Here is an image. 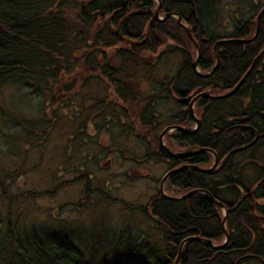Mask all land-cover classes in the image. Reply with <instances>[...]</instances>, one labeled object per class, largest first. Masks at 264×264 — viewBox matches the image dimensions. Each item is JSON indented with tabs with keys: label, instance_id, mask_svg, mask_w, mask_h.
<instances>
[{
	"label": "trees",
	"instance_id": "trees-1",
	"mask_svg": "<svg viewBox=\"0 0 264 264\" xmlns=\"http://www.w3.org/2000/svg\"><path fill=\"white\" fill-rule=\"evenodd\" d=\"M159 3V15L176 12L189 28L199 49L200 73L193 68L196 47L177 19L151 21L156 0H0V88L15 81L36 92L60 93L71 89L73 84H66L64 79L73 73L80 80L106 79L114 89L112 93L127 101L131 100L128 94L132 93V87H137L135 73L139 68L154 73L160 51L172 48L181 52L183 59L174 76L167 75V84L163 85L167 94L178 97L175 100L180 109L175 124L191 130L195 120L187 108L182 110L184 104L179 98L186 93L220 95L232 90L264 48V13L256 38L241 43L229 40L251 38L259 12L240 20L229 36L219 37L211 28V0L207 3L209 16L200 0H159ZM149 23V34L144 40ZM220 40L226 41L216 46L218 66L207 75L215 66L213 47ZM122 43L126 48L120 46ZM75 52L85 58L80 66L73 63ZM161 86H154V91ZM152 100L151 97L142 100L143 111L137 118V129L143 132L148 129L149 134L155 122L150 115ZM0 113L4 112L0 109ZM194 113L201 119L200 127L192 133L174 131L167 137V147L179 154L202 148L211 150L217 157L215 167L207 170L214 160L207 151L178 158L169 156L158 145L156 151L147 152L146 158L154 154L157 161H167L168 170L189 166L166 179L164 190L168 197L158 193L148 205V214L161 229L163 248L148 249L144 262L133 259L134 247L127 252L126 259L103 258L100 264H174L185 239L196 237L220 246L225 240V230L228 240L219 248L194 239L186 241L178 264L264 263V205L260 204L264 201V168L252 181L253 185L248 186L238 176L235 162L236 156L264 144V55L236 93L224 99L199 98ZM192 190H206L224 205L225 229L221 225L222 208L207 195L195 193L171 199ZM30 233L18 238L9 234L6 244L0 243V264H72L60 252L63 247H57L58 243L52 240L43 243L35 232ZM94 260L93 257L90 264Z\"/></svg>",
	"mask_w": 264,
	"mask_h": 264
},
{
	"label": "rangeland",
	"instance_id": "rangeland-1",
	"mask_svg": "<svg viewBox=\"0 0 264 264\" xmlns=\"http://www.w3.org/2000/svg\"><path fill=\"white\" fill-rule=\"evenodd\" d=\"M200 3L209 16V0ZM211 5L213 33L227 37L240 20L257 14L264 0H211ZM74 54L73 63L80 66L85 58ZM182 59L181 52L166 48L155 60L154 73L139 68L132 87L138 101L132 104H121L106 79L80 80L73 73L64 79L71 89L60 93L36 92L15 81L1 86L0 109L7 114L0 113L1 244L9 234L35 232L43 243L52 240L63 247L60 252L72 264H90L93 257L97 264L103 258L126 259L134 247L133 259L144 262L148 249L163 248L148 205L169 164L146 155L157 150L163 129L178 121L180 106L165 85ZM160 84L163 88L154 91ZM150 97L155 122L149 134L135 122L142 100ZM242 101L245 106L247 99ZM173 133L163 136L166 147ZM235 162L238 176L252 186L264 168V144ZM164 189L165 183L167 194Z\"/></svg>",
	"mask_w": 264,
	"mask_h": 264
},
{
	"label": "water",
	"instance_id": "water-1",
	"mask_svg": "<svg viewBox=\"0 0 264 264\" xmlns=\"http://www.w3.org/2000/svg\"><path fill=\"white\" fill-rule=\"evenodd\" d=\"M157 3H158V6H157V8H156V9L153 11V13H152V20H151V21H156V22H157V21H163V20H165V19H167V18H169V17H175V18L177 19V23H178L179 25H182V26L185 28V31H186V33L188 34V37L194 42V44H195V46H196V48H197V52H196V60H195L194 63H193V68H194V70L196 71V68H197V62H198V57H199V49H198V46H197L196 42H195V41L193 40V38H192V35H191V32H190L189 28L186 27V26L184 25V23L182 22V17H181L178 13H176V12H174V13H167V14H165L164 18H159V9H160L159 0H157ZM263 13H264V8L258 13V15H257V17H256V20H257L256 29H255L254 35H253L251 38H249V39H231V40H229V41H233V42H241V43H247V42H251V41H253V40L256 38L257 34H258V31H259V21H260L261 15H262ZM150 25H151V23H149L148 26H147V28H146V33H145V38H144V40H146L147 37H148ZM117 34H118V30H117ZM123 40H124L125 42L130 43V44H136V43H134L133 41L128 40V39H125V38H123ZM224 41H226V40H220V41H218V42L214 45L213 49H214L215 53H216V46H217L219 43L224 42ZM263 55H264V48H263V49H262V50L256 55V57L252 60L249 69L245 72V74L242 76V78L239 80V82L236 84V86H235L232 90H230L229 92H226V93H224V94H220V95H210V94H208V93H206V92L198 93V94L192 99V101H191V103H190V111H191V113H192V114L194 113V111H193V104H194V102H195L196 99H199V98H207V99H213V100H215V99H224V98L230 97L231 95H233L234 93H236V92L238 91V89L241 87V85L243 84V82L245 81V79L248 77V75L253 71V69L255 68V66H256L258 60H259ZM218 63H219V59H218V55H217V53H216V63H215L214 68L210 71V73H212V72L217 68ZM210 73H209V74H210ZM209 74H207V75H209ZM193 118L195 119V122H196V125H197L195 129H197V128L199 127V125H200V120H199V119H196L195 116H193ZM174 130L181 131V132H186V133H192V132L195 131V130H193V131H188V130H186L185 128L179 126V125H171V126H167L166 128H164L163 131H162V132L160 133V135H159V145H160V147H161L164 151H166V153H167L169 156H171V157H178V158H185V157H190V156H193V155H195V154L202 153V152H205V151H207V152H209V153H212L211 150L204 149V148L199 149V150H196V151H193V152L184 153V154H179V153H174V152H172L168 147H166V146L162 143V138H163V136H164L166 133H168V132H170V131H174ZM212 154H213V153H212ZM213 156H214V162H213V165H212L210 168H208L207 170H211V169H213V168L215 167V165H216L217 157H216V155H214V154H213ZM184 168H189V166H182V167H179V168H174V169L168 170V171L163 175V177L161 178V180H160V182H159V193H160L162 196L168 197V196L163 192V184L165 183L166 179H167L170 175H172V174H174V173H176V172H178L179 170L184 169ZM193 168H194V167H193ZM207 170H202V171H207ZM195 193H202V194L207 195V196H208V197H209V198H210V199H211V200H212L217 206H219L220 208H222V210H223V218H222V220H221V225H222L223 228H224V225H225V217H226V215H227V210H226V208L224 207V205H223L221 202H219L218 200H216V199H215V198H214V197H213L208 191H206V190H192V191H190V192L184 194L183 196L171 197V199L179 200V199L185 198V197L190 196V195L195 194ZM224 229H225V228H224ZM190 239H194V240H196V241L205 242V243H207V245H209V246L212 247V248H219V247H221L222 245H224V244L227 242V240H228V235H227L226 230H225V240H224V242H223L220 246H214V245H212V243H211L209 240H202V239H199V238H196V237L185 239V240L180 244V246H179V250H178L177 258H176L174 264H178V259H179V257H180V253H181V249H182V247H183V244H184L186 241L190 240Z\"/></svg>",
	"mask_w": 264,
	"mask_h": 264
},
{
	"label": "flooded vegetation",
	"instance_id": "flooded-vegetation-1",
	"mask_svg": "<svg viewBox=\"0 0 264 264\" xmlns=\"http://www.w3.org/2000/svg\"><path fill=\"white\" fill-rule=\"evenodd\" d=\"M157 22H160V21H157ZM108 86H110L109 84H107ZM127 92H128V90H127ZM114 94V97H116V99L117 100H119V98L117 97V95L115 94V93H113ZM128 95H130V98H131V100H129V99H126L127 101H122V102H120L121 104H125V103H128V104H132V103H134L135 101H138V99H137V96L135 95V94H133V92L131 93V94H128ZM197 94H194V93H192V94H188V93H186L185 94V96H182L183 98H179V100L182 102V104H184L183 106H182V110H186V108L189 110V113H190V115H191V117L193 118V116H195L196 117V115H195V113H191V111H190V103H191V101H192V99L196 96ZM173 97H174V95H172ZM178 97H175V99H177ZM198 101V99H196L195 100V102H194V104H193V107L195 106V103ZM140 107V108H139ZM138 107V109L137 110H139L138 111V113H137V118H139V116H141V114H142V111H143V107H144V103L142 102L141 103V105ZM153 111V110H152ZM194 111V110H193ZM151 115V118H152V116H153V118L155 119V114H154V112H153V114H150ZM109 118V117H108ZM194 119V118H193ZM196 119H199L200 120V122H201V119L200 118H198V117H196ZM195 120V119H194ZM138 121H137V119H136V122L135 123H137ZM154 123V122H153ZM133 125H134V123H133ZM134 127H136L135 125H134ZM199 127H200V125H199ZM198 127V128H199ZM196 131V130H195ZM256 140V138L254 139V141ZM253 144V143H252Z\"/></svg>",
	"mask_w": 264,
	"mask_h": 264
}]
</instances>
